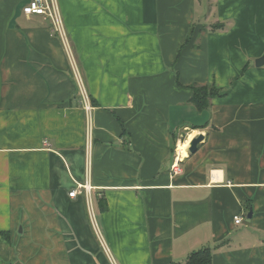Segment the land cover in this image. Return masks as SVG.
Returning <instances> with one entry per match:
<instances>
[{"label": "crops", "instance_id": "crops-1", "mask_svg": "<svg viewBox=\"0 0 264 264\" xmlns=\"http://www.w3.org/2000/svg\"><path fill=\"white\" fill-rule=\"evenodd\" d=\"M29 1L0 0V264H264V0H58L84 93Z\"/></svg>", "mask_w": 264, "mask_h": 264}, {"label": "built area", "instance_id": "built-area-1", "mask_svg": "<svg viewBox=\"0 0 264 264\" xmlns=\"http://www.w3.org/2000/svg\"><path fill=\"white\" fill-rule=\"evenodd\" d=\"M23 14L28 17H39L43 22H45L48 25V29L50 32L51 37H58L60 40L67 56L71 60L72 63V75L73 78L76 80L77 84H79V88L81 89V92L84 93V88L82 87V80L80 78V71L76 64L74 63L73 59V51L71 49V44L69 42L67 32L64 27L62 15L60 12L58 0H30L26 6L22 9ZM85 112H86V118H87V134L90 138V135L92 133V121H91V107L88 103L87 97L85 96ZM180 168L178 166V162H175L173 166L171 167L172 174L176 175L180 173ZM77 188L81 189L86 188L84 186L78 185ZM77 190H73L69 193V197H74L76 195ZM243 219L241 217H236L234 219V224L239 225L241 224ZM103 247L104 244L102 243ZM109 260L110 264H116L115 261L111 258L109 252L104 247Z\"/></svg>", "mask_w": 264, "mask_h": 264}, {"label": "trees", "instance_id": "trees-1", "mask_svg": "<svg viewBox=\"0 0 264 264\" xmlns=\"http://www.w3.org/2000/svg\"><path fill=\"white\" fill-rule=\"evenodd\" d=\"M222 27L223 26L221 24L214 25L211 27V31L220 30L222 29ZM53 38L58 39V37L56 36ZM188 89H190L191 91V98L189 102L198 111H203L208 109L211 99L220 96V91L216 89L215 86L213 85H206V86L192 85L188 87ZM0 235H2L3 237H7L6 233H0ZM186 264H212V253L210 249L203 248L196 252L191 253L186 259Z\"/></svg>", "mask_w": 264, "mask_h": 264}, {"label": "water", "instance_id": "water-1", "mask_svg": "<svg viewBox=\"0 0 264 264\" xmlns=\"http://www.w3.org/2000/svg\"><path fill=\"white\" fill-rule=\"evenodd\" d=\"M264 64V58H261L255 62V66L261 67ZM203 140V136L199 135L192 139L189 143L188 152L190 155H193L197 151V145ZM252 213L249 212L246 215L245 222H249L251 219Z\"/></svg>", "mask_w": 264, "mask_h": 264}, {"label": "rangeland", "instance_id": "rangeland-1", "mask_svg": "<svg viewBox=\"0 0 264 264\" xmlns=\"http://www.w3.org/2000/svg\"><path fill=\"white\" fill-rule=\"evenodd\" d=\"M200 3H203L202 4V6H204V7H206L207 9H208V7H210L208 4H207V0H199V7H201V5H200ZM205 14V17H208V14H209V11H207L206 13H204ZM201 23H206L207 25H209V24H212V20H209L208 22H204V21H200ZM264 56H262L261 58H263ZM261 58H259V59H261ZM259 59H257V60H259ZM257 60H255V62L257 61ZM84 89H85V87H84Z\"/></svg>", "mask_w": 264, "mask_h": 264}, {"label": "bare ground", "instance_id": "bare-ground-1", "mask_svg": "<svg viewBox=\"0 0 264 264\" xmlns=\"http://www.w3.org/2000/svg\"><path fill=\"white\" fill-rule=\"evenodd\" d=\"M187 148H188V142H185L179 147V153L182 154L183 157L187 155ZM177 152H178V149H177Z\"/></svg>", "mask_w": 264, "mask_h": 264}]
</instances>
